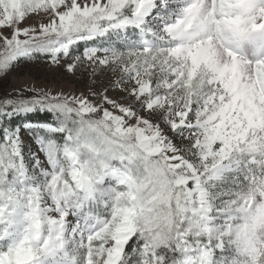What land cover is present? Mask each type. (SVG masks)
<instances>
[{"label":"snow or ice","instance_id":"snow-or-ice-1","mask_svg":"<svg viewBox=\"0 0 264 264\" xmlns=\"http://www.w3.org/2000/svg\"><path fill=\"white\" fill-rule=\"evenodd\" d=\"M0 264H264V0H0Z\"/></svg>","mask_w":264,"mask_h":264},{"label":"rangeland","instance_id":"rangeland-1","mask_svg":"<svg viewBox=\"0 0 264 264\" xmlns=\"http://www.w3.org/2000/svg\"><path fill=\"white\" fill-rule=\"evenodd\" d=\"M34 78L42 84L47 83L49 84V86L55 85L56 88L68 86L74 89L83 90L88 84V81L86 79H81L79 77L63 78L61 77L59 72L56 73L54 78L51 74L46 75L44 71H39L34 73ZM36 118L40 119L44 117L37 116Z\"/></svg>","mask_w":264,"mask_h":264}]
</instances>
